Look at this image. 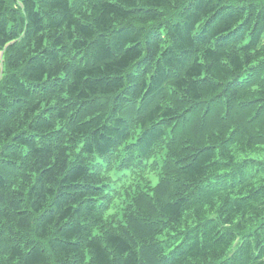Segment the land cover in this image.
<instances>
[{"label": "clouds", "instance_id": "clouds-1", "mask_svg": "<svg viewBox=\"0 0 264 264\" xmlns=\"http://www.w3.org/2000/svg\"><path fill=\"white\" fill-rule=\"evenodd\" d=\"M196 3L0 0V264H264V0Z\"/></svg>", "mask_w": 264, "mask_h": 264}, {"label": "trees", "instance_id": "trees-1", "mask_svg": "<svg viewBox=\"0 0 264 264\" xmlns=\"http://www.w3.org/2000/svg\"><path fill=\"white\" fill-rule=\"evenodd\" d=\"M218 2H219V0H218ZM192 3H193V4H196L197 7L200 6L198 3H196V0H192ZM201 3H203V0H201ZM191 6H192V4L189 5V7H191ZM222 6H223V5H222ZM219 11H220V9H217V11H216V12H213L212 15L215 16V15L217 14V12H219ZM211 19H212V17L210 16V17H209V20H211ZM220 19H223V16H221ZM203 22H204L205 24L208 23V21H203ZM176 27H177V29L179 28L178 25H177ZM188 27H189V25H185V31H187ZM237 27H239V25H237ZM232 31L235 32L236 29H232ZM225 34H227V33H225ZM222 39H227V37H224V38H222ZM244 47L247 48V45H245ZM248 51H249L250 54L255 55V53L253 52V50H252L251 48H248ZM246 62H247L248 64H250V65L253 64L252 59H249V60H247ZM241 83H242V82H237L236 85L234 86L235 89H239L240 86H241ZM249 90L252 91V92H254V91H256L257 89H256V86H255V85H252V86L250 87ZM258 100H259V97H253V98H250V99L244 101V103H246V104L249 106L248 108L245 109V111H248L249 113H251L254 109H256V107H257L256 102H257ZM254 118H255V117H254ZM112 242H113L114 244H116L118 247L120 246V243H119L118 239H113ZM121 243H122V242H121ZM124 250L126 251L127 249L125 248ZM104 259H105V253H104V250H103V249H99V250L97 251V264H103Z\"/></svg>", "mask_w": 264, "mask_h": 264}]
</instances>
